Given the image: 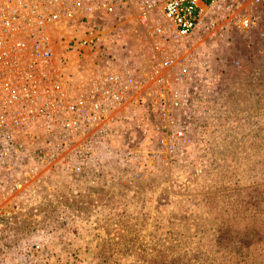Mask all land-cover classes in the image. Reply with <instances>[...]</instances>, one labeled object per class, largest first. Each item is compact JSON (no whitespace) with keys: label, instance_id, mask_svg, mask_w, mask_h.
<instances>
[{"label":"built area","instance_id":"built-area-1","mask_svg":"<svg viewBox=\"0 0 264 264\" xmlns=\"http://www.w3.org/2000/svg\"><path fill=\"white\" fill-rule=\"evenodd\" d=\"M263 2L0 0V187L43 169L51 184H133L155 160L139 142L153 111L171 167L190 138L206 137L201 116L191 121L217 87L224 54L213 42L251 29ZM132 118L143 131L131 141Z\"/></svg>","mask_w":264,"mask_h":264},{"label":"rangeland","instance_id":"rangeland-1","mask_svg":"<svg viewBox=\"0 0 264 264\" xmlns=\"http://www.w3.org/2000/svg\"><path fill=\"white\" fill-rule=\"evenodd\" d=\"M253 11L257 19L247 33L250 46L218 60L217 87L209 90L202 114L196 113L206 137L190 138L189 149L174 155L177 163L167 168L160 160L157 134L147 129L139 142L157 164L154 160L153 175L141 180L150 183L122 196L112 180L100 203L90 193L99 186L51 184L48 169L34 171L28 183L12 191L9 185L0 187V213L30 218L21 238L8 237L21 242V250L0 243V264H9L12 253L16 259L39 256L41 264H69L74 250L42 251L44 241L70 247L83 237L71 234L72 225L86 228L93 238L99 226L108 228V222L128 217L132 222L124 232L121 226L119 236L107 235L113 241L123 237L130 245L128 259L119 264H264V2ZM231 59H239L241 67L235 62L239 69L232 70ZM91 195L98 198L89 203ZM84 209L92 214L87 222L77 212ZM38 213L46 218L37 219ZM42 221L47 228L38 234Z\"/></svg>","mask_w":264,"mask_h":264},{"label":"crops","instance_id":"crops-1","mask_svg":"<svg viewBox=\"0 0 264 264\" xmlns=\"http://www.w3.org/2000/svg\"><path fill=\"white\" fill-rule=\"evenodd\" d=\"M215 27H212L211 31H214ZM250 29L245 30L243 32L241 31H231V35H229V38L226 40V38L223 39H218L216 41L213 42V46L216 48V51H221L223 52V54L227 55L234 53L235 55H238L237 53L241 52L239 49H245L248 48L250 45L248 44L249 42L246 40V35L248 33ZM222 33V32H221ZM238 35V36H235ZM225 37V36H224ZM217 45L215 46V42H217ZM221 49V50H220ZM213 50V49H212ZM237 52V53H236ZM217 54V53H216ZM220 53H218L219 56ZM221 55V54H220ZM224 55H221V57H224ZM221 57L218 59H221ZM205 99H203V104L205 105ZM203 105V108H204ZM130 110V109H129ZM151 118H152V122H147L146 126L148 127V129H150V127L158 122V117L157 114L153 111L151 113ZM197 119H192L191 121V125H196L198 124V120ZM129 123H131L130 125V131L125 132V138L126 140H129L131 138V141L134 137L138 136L140 137V135L142 134L143 131V127L141 126L143 124V122L141 121H135L133 118L131 120H129ZM130 141V142H131ZM110 192V191H109ZM108 192V193H109ZM107 192H105V195L108 194ZM97 194V193H96ZM99 196V201L97 202H104L103 199L104 197L101 196L103 195V193L99 192L97 194ZM106 197V196H105ZM98 197H92L91 195V199L93 200H97ZM105 200V199H104ZM89 203H92V201H88ZM94 202V201H93ZM80 209V208H79ZM90 209H84L83 213L80 212V210H78L77 212L81 215V217H83V220L85 222L88 221L89 218H92V214H90ZM9 215V214H8ZM3 213H0V243H3L7 248L10 247V249L13 251L18 252L19 250H21L23 247L21 245V242H16L13 243L12 241H10V238H8L10 235L14 234V235H18V237H20L22 235V231H25L28 227H29V223H27L26 219H30V218H25L23 217L21 214H10V216H8ZM109 217L111 215H108ZM37 219H44L46 218L44 215H42L41 213L37 214ZM118 217V215H117ZM39 223V228H41L42 230H40L38 232V234H40V232L43 234V228H47V225L42 222H38ZM111 223V222H108ZM15 227H19L20 230H18V232H16V230L14 229ZM72 228L74 229L73 232H71V234H73L74 236H79L82 235L83 237L81 239L76 240L75 242L69 244L68 246L70 247H64L65 244L68 243H61L57 244L56 246H50L49 244H47V241H44L45 244L43 245V249L42 251H48V250H62V249H72L75 251V256L73 257V259L69 260V264H93L96 261L95 255L97 250L101 247L102 244H104V240L103 237L109 233V234H116L119 232V225L118 222L117 224H112V226L110 227V229L103 227V226H99L98 228H96L94 231H92V236H87L86 231L84 227H80L77 225H72ZM93 230V229H92ZM22 237V236H21ZM20 237V238H21ZM41 237V235H40ZM90 238V239H89ZM112 242H114L113 240H111ZM8 245V246H7ZM46 245V247H45ZM42 251H41V255H42ZM24 253V252H23ZM39 253V252H37ZM33 254V253H32ZM31 254V255H32ZM23 256H19L17 259V264H41L42 260L38 259L39 256L34 257L32 256L33 259H31V257H28L29 259L25 258L27 256H25L24 254H22ZM38 255V254H37ZM8 256V255H7ZM11 256V255H10ZM9 260V264H13L12 261V257H7ZM23 258V259H22ZM128 259V258H121V259H117L115 263L113 264H119L121 261ZM39 262V263H38Z\"/></svg>","mask_w":264,"mask_h":264},{"label":"trees","instance_id":"trees-1","mask_svg":"<svg viewBox=\"0 0 264 264\" xmlns=\"http://www.w3.org/2000/svg\"><path fill=\"white\" fill-rule=\"evenodd\" d=\"M246 40L249 42L248 44L250 45L251 44L250 34L246 35ZM235 62L238 63L237 66L241 67V65H240L241 63H240L239 59L238 60L231 59L229 61V63L231 65V67H233L232 70H234V69L236 70V68L239 69V67H235L233 65ZM153 162L154 161H152V163ZM155 163L157 164L156 159H155ZM148 167H149V165H148ZM154 167L149 168L147 174L145 175V178H150L153 175V168ZM112 180L113 179H111V178H106V180L103 182L104 183L103 185L96 187V188H93V189H90V193H92V194L97 193L98 194L99 192H101V193H103V195H101V196H103L105 199V196L107 195V194L105 195V192L108 193L110 191V189H109L110 185H108V183L112 182ZM135 182H136L135 184H132V183L125 182V181L118 179L115 182L116 184L114 186H116L118 188L120 195L125 196L131 191L139 192L140 187L142 185L150 183V182H145V180H141V179H139ZM87 198L90 199L89 201H93V199H91V197H87ZM135 199H137V198H135ZM74 201H76V200H74ZM81 202H85V200H82ZM81 202H78V204H80ZM121 218L123 219L124 217H121ZM128 219H129L128 221L126 218V220L121 221V223L118 222V225L120 228L119 229L120 234L122 231L121 226H122L123 232H124L125 226H128L132 222V217H128ZM136 220H138L137 217H135V221ZM26 221H27V223H30L29 220L26 219ZM111 226H112V222L108 224V228H110ZM145 226H146V224H145ZM14 229L16 230V232H18V230H20L19 227H15ZM119 232H118V236L120 235ZM108 234L109 233H107L105 235L106 237L105 236L103 237L104 244H102L101 247L97 250L96 255H95L96 261L93 264H113L116 262L117 259H121L124 256L127 257L128 254L125 252V250L130 249V245H129V243L124 242V238L122 237L123 234L121 236L122 238H120L118 241L116 240L114 242L111 241L112 240L111 238L110 239L108 238V236H107ZM27 259H29V258H27Z\"/></svg>","mask_w":264,"mask_h":264}]
</instances>
